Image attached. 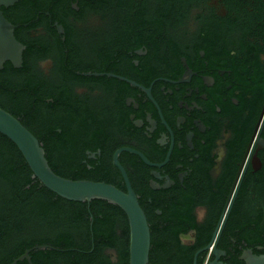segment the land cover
I'll return each mask as SVG.
<instances>
[{"label":"flooded vegetation","instance_id":"flooded-vegetation-1","mask_svg":"<svg viewBox=\"0 0 264 264\" xmlns=\"http://www.w3.org/2000/svg\"><path fill=\"white\" fill-rule=\"evenodd\" d=\"M0 11L21 60L0 56V104L37 102L38 80L66 95L93 147L75 172L122 192L113 156L129 150L117 161L147 220L149 264L264 255V0H19Z\"/></svg>","mask_w":264,"mask_h":264},{"label":"trees","instance_id":"trees-1","mask_svg":"<svg viewBox=\"0 0 264 264\" xmlns=\"http://www.w3.org/2000/svg\"><path fill=\"white\" fill-rule=\"evenodd\" d=\"M36 82L37 102L28 93L18 101L0 104V108L38 140L57 176L99 182L75 172L83 151L93 148L91 142L83 141V111L76 113L72 101L68 102L62 93L48 90L45 81ZM23 84L27 90L32 89L30 79ZM49 97L54 99V108L44 102ZM66 99L68 109L63 106ZM41 245L54 249L32 250L29 256L33 264H112L103 253L105 248L117 252V264H128L127 218L117 206L106 201L70 202L50 192L33 177L17 148L0 134V264H11L26 250ZM151 261L149 255L148 264Z\"/></svg>","mask_w":264,"mask_h":264},{"label":"water","instance_id":"water-1","mask_svg":"<svg viewBox=\"0 0 264 264\" xmlns=\"http://www.w3.org/2000/svg\"><path fill=\"white\" fill-rule=\"evenodd\" d=\"M19 0H0V8L13 5ZM0 56L2 61L9 60L14 67L20 65V46L12 35V27L3 18L0 11ZM0 134L6 137L19 151L33 177L50 192L70 202H91L102 200L117 206L126 216L129 228V259L128 264H148L150 251V231L143 210L141 209L135 193L130 187L127 176L117 161L122 151H117L113 160L119 168L126 186L122 192L112 185L103 182L86 180L73 181L57 176L49 167L44 150L38 140L12 115L0 108ZM54 248L41 245L26 250L11 264L26 261L32 264L29 253L32 250ZM241 259L245 264H264V255L245 253ZM195 264V258H194ZM210 264H223L213 261Z\"/></svg>","mask_w":264,"mask_h":264}]
</instances>
